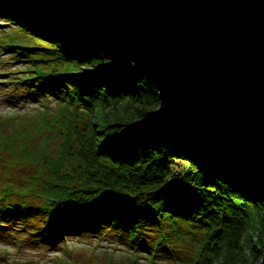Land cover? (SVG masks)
<instances>
[{
	"label": "trees",
	"instance_id": "1",
	"mask_svg": "<svg viewBox=\"0 0 264 264\" xmlns=\"http://www.w3.org/2000/svg\"><path fill=\"white\" fill-rule=\"evenodd\" d=\"M0 19L25 40L5 50L19 49L18 61L28 64L9 102L52 100L62 110L54 120L67 130L58 148L42 149L30 139L37 123L2 119L1 149L35 173L29 185L10 182L0 191V237L24 246L27 236L30 245L43 236L51 248L72 236L110 239L131 249L127 264H139V253L147 264L261 263L264 236L253 243L251 229L262 213L264 230V195L147 125L159 93L125 52L58 0H0ZM179 161L188 167L177 168Z\"/></svg>",
	"mask_w": 264,
	"mask_h": 264
},
{
	"label": "water",
	"instance_id": "2",
	"mask_svg": "<svg viewBox=\"0 0 264 264\" xmlns=\"http://www.w3.org/2000/svg\"><path fill=\"white\" fill-rule=\"evenodd\" d=\"M58 1L154 83L147 125L264 195V0Z\"/></svg>",
	"mask_w": 264,
	"mask_h": 264
},
{
	"label": "rangeland",
	"instance_id": "3",
	"mask_svg": "<svg viewBox=\"0 0 264 264\" xmlns=\"http://www.w3.org/2000/svg\"><path fill=\"white\" fill-rule=\"evenodd\" d=\"M0 22H3L2 19H0ZM18 40L20 42L25 41L12 26H2L0 24V124L2 119L18 117L29 119L30 122L37 123V134L30 137L32 143H38L42 149L52 148L63 142L61 132L67 131L61 126L59 127L54 120L56 116L62 115V110L56 108L52 100L47 107L42 103L32 102L30 99L18 100L17 106L9 102L11 99L10 93L15 88V81L13 80L22 76L23 72L20 70L28 68L27 63L18 61L20 59L17 57L19 49L15 51L5 50L4 45L6 42L10 43ZM27 40L30 41L29 38ZM30 42H33V40ZM17 144L20 146L22 143L18 140ZM58 146L56 145L57 148ZM13 157H15L13 154L2 150L0 147V191L11 184L10 182L29 185L31 177L35 173L30 165L11 160ZM212 163L217 166L214 162ZM176 166L179 169H184L188 167V163L179 161ZM261 218L262 213H257L252 222L251 241L253 243H258L262 234L264 236ZM10 231L11 229L5 230L6 234H10ZM148 232L151 233V231ZM13 234L21 235L15 231ZM145 236H149V238L144 237L145 241L151 239V235ZM9 238L0 237V264H127L130 258L135 257L131 249L125 245H120L117 242L110 243V239H108L109 241L98 242V239L92 236L67 237L58 246L52 248L47 246V241L43 236H37V239H35L37 243L32 245L27 241L30 236H27V240L23 243L24 246H20L17 242L10 243ZM165 247L167 248V246ZM181 247V254H184L186 245ZM138 255H140L139 264L148 263L146 253H139ZM249 255L250 251L247 250L246 256ZM224 257L225 254L222 255V259ZM158 264H174V262L167 259L160 261Z\"/></svg>",
	"mask_w": 264,
	"mask_h": 264
}]
</instances>
